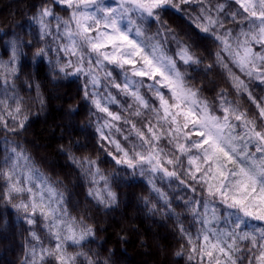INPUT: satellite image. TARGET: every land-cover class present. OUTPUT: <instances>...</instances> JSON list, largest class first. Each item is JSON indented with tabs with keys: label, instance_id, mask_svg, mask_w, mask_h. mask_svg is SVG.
<instances>
[{
	"label": "snow or ice",
	"instance_id": "snow-or-ice-1",
	"mask_svg": "<svg viewBox=\"0 0 264 264\" xmlns=\"http://www.w3.org/2000/svg\"><path fill=\"white\" fill-rule=\"evenodd\" d=\"M30 25L0 59V205L28 226L19 264H110L111 250L90 247L94 210L114 211L113 185L137 177L138 202L173 223L185 264H264V0H42ZM26 48L50 82L81 81V127L98 151L77 155L79 140L59 151L84 181L83 205L16 139L46 107L32 74L27 95L18 87Z\"/></svg>",
	"mask_w": 264,
	"mask_h": 264
},
{
	"label": "trees",
	"instance_id": "trees-1",
	"mask_svg": "<svg viewBox=\"0 0 264 264\" xmlns=\"http://www.w3.org/2000/svg\"><path fill=\"white\" fill-rule=\"evenodd\" d=\"M41 2L42 0H0V59L7 58V42L14 34L25 40L31 38L29 33L33 29L30 17ZM171 22L174 27L184 26V22L175 17ZM24 51L27 55L21 59L23 71L20 81H17L18 87L22 95H27L21 82L28 74H32L42 85L46 107L43 112L31 117L27 129L16 139L23 143L46 173L64 180L61 187H67L71 193L73 205L77 201L83 205L84 181L78 178L77 170L67 160L66 155L59 151L60 145H68L75 140L87 145L80 150L73 149L77 155H95L98 151V136L94 127H81L87 120L90 107L77 94L81 81L69 77L55 83L50 82L47 63H33L31 50L26 48ZM30 94L35 93L33 91ZM69 105L78 106L77 112L71 118L67 115ZM32 111L38 112V106H33ZM100 159L101 168L110 172V157L101 154ZM126 175L125 171H120L122 178ZM113 186L119 194V207L110 212L94 210V223L99 230L96 233V243L90 247L100 252L101 257L111 250L110 264H185L183 258L173 255L179 247L178 238L173 232V223L159 216L149 217L145 214L143 205L138 202L137 198L145 194L144 182L138 177L135 180L126 178L116 181ZM27 228L10 206L0 205V264H19Z\"/></svg>",
	"mask_w": 264,
	"mask_h": 264
},
{
	"label": "rangeland",
	"instance_id": "rangeland-1",
	"mask_svg": "<svg viewBox=\"0 0 264 264\" xmlns=\"http://www.w3.org/2000/svg\"><path fill=\"white\" fill-rule=\"evenodd\" d=\"M113 91H115V90H113ZM119 98L121 99L122 102H125L127 100V98H125V97H119ZM110 107H111V109L113 111H117L118 110V106L117 105H110ZM117 123H122V122H117ZM117 137L120 138L119 134H117Z\"/></svg>",
	"mask_w": 264,
	"mask_h": 264
}]
</instances>
